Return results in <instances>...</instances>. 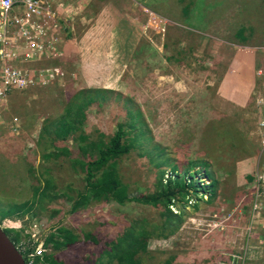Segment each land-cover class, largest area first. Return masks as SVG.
Returning a JSON list of instances; mask_svg holds the SVG:
<instances>
[{"label": "rangeland", "instance_id": "obj_1", "mask_svg": "<svg viewBox=\"0 0 264 264\" xmlns=\"http://www.w3.org/2000/svg\"><path fill=\"white\" fill-rule=\"evenodd\" d=\"M48 1L69 17L59 23L58 53L22 69L41 70L47 77L57 68L60 75L6 97L0 118V174L13 186L8 195L14 203L24 199L19 191L29 164L39 179L42 172L52 177L65 196L37 214L3 219L1 228H8L6 221L19 220L22 245L30 249L33 244V251L35 241L53 227L70 229L79 237L72 247L52 251L48 245L37 255L51 254L64 264H116L113 246L118 240L129 244L132 230L152 232L143 251L133 256L142 264H264V127L259 126L264 117L254 102L257 93L264 96V84L253 76L264 71V48L259 45L264 41V0H222V11L201 12L204 20L191 34L180 27L186 24L178 17L177 0ZM211 1L199 6L206 8ZM246 8L247 14L242 13ZM231 11L236 14L228 20ZM243 22L255 26L253 49H239L230 41L229 33ZM188 44L191 52L183 56ZM227 64L232 77L224 73ZM85 89L105 91L83 116V130L92 138L111 135L118 123L142 128L140 145L117 165L129 192L151 189L159 171L171 177L169 165L177 168L188 159L203 158L211 161L219 181L213 199L204 202L199 189L196 198L176 211L182 216L174 230L162 223L157 210L134 202L92 203L70 214L68 197L83 185V173L67 157L40 158L38 127ZM154 144L161 148L164 166L156 165ZM64 146L74 158L76 144L66 141ZM199 175L193 178L201 188L207 180ZM33 222L36 228L30 232ZM83 233L90 237L82 239ZM104 250L110 251L109 258Z\"/></svg>", "mask_w": 264, "mask_h": 264}, {"label": "trees", "instance_id": "obj_2", "mask_svg": "<svg viewBox=\"0 0 264 264\" xmlns=\"http://www.w3.org/2000/svg\"><path fill=\"white\" fill-rule=\"evenodd\" d=\"M218 1L212 0V3L206 6V8L199 6V4H207L208 0H177L174 3L180 7L179 19L183 18L187 27L196 29L195 24L202 23L204 20L205 15L204 17L201 15L202 11L205 14L212 9L216 10L219 8L222 11L224 1ZM161 2L165 3V0H161ZM174 3L170 4V6ZM143 8L148 9L144 6ZM247 12L246 8L242 13L247 14ZM260 12L263 13L264 8ZM235 14V11H231L228 20L231 15ZM217 23L223 32H227V28L222 27L219 21H215L214 25L217 26ZM254 27L247 22H243L235 28L232 34L228 31L231 43L239 47H250L251 42L256 38ZM175 44L177 45V40L172 43L173 46ZM191 49L192 46L190 44L186 45L183 51H181L183 56L186 52L189 55ZM179 60V58H176V62H179ZM78 92L71 99L66 100L65 104L63 103L61 111L56 117L41 122L37 145L40 150V158L44 161L64 156L68 158L72 167H77L83 173V185L80 189L76 190L75 195L69 194L70 196L68 197L72 201L69 206L70 214L87 208L92 203L107 204L113 202L116 205L123 206L124 204L134 202L157 210L162 223H166L174 230L179 226L182 216V212L176 211L183 208L184 204L190 202L192 198H196L199 189L202 190L203 195L205 194L204 202H209L213 199L219 187V181L212 170L211 161H206L203 158L188 159L177 168L175 166L170 168L169 165L171 177H164L163 171H159L153 178L154 181L151 184V189L149 188L135 194L129 192V186L120 180L117 165L121 157L140 145L139 140L144 139L141 134L142 128H134L130 124L118 123L111 135L105 136L99 133L92 138L91 135L83 130V116L89 104L96 98L101 100V96L99 95L105 91L101 89H90L88 91L85 89ZM132 133L133 137H130ZM66 141L76 144L75 149L77 154L74 158H70V152L64 146V142ZM151 149L158 153L156 154V165L164 166L161 148L154 144ZM145 154L148 155L150 153ZM0 165L2 166L1 163ZM192 168H197V170L191 173L190 170ZM32 173L33 169L29 164L25 169V175L21 177L22 188L19 192L25 194L23 195L24 199L19 203H14L10 199L8 192L12 190L13 186H8L6 177L2 173L0 174V193H2L3 200H5L0 202V221L7 217H14V215L22 216L28 212H31L33 215L37 214L38 211H43L46 207H49L51 202L60 195L65 196L63 192L58 193L57 183L52 177L42 172L41 179H39ZM195 174H200L199 176H204V179L207 180V183L203 184L205 188H202L203 185L201 188L197 185L193 178ZM25 182L29 184L26 188L24 187ZM34 207L35 211H33ZM152 229H155V227H152ZM6 232L13 242H16L20 237L18 231L5 230ZM50 232L49 234V230L47 231V236L44 238L43 243L44 246L49 245L52 251L70 248L79 239L76 233L63 227H53ZM151 235L152 232L150 230L146 232L132 230L130 235H127L129 237L127 238L129 244L118 240L116 248L113 246V249L117 250L115 254L116 264H142L140 258L133 259V256L137 254L138 250L143 251L147 238ZM162 236L165 237L163 234ZM81 237L82 239H88L87 237L90 236L83 233ZM90 239L93 241L92 238ZM113 249L110 248V250ZM102 254L109 258L110 251L104 250ZM27 261L28 263L31 262V264H38L39 262L42 264H64L62 260L55 259L53 255L43 253L40 256L27 257ZM86 264H96V262L92 261V263Z\"/></svg>", "mask_w": 264, "mask_h": 264}, {"label": "built area", "instance_id": "obj_3", "mask_svg": "<svg viewBox=\"0 0 264 264\" xmlns=\"http://www.w3.org/2000/svg\"><path fill=\"white\" fill-rule=\"evenodd\" d=\"M68 18L64 13H57L48 0H0V118L2 104H5L9 94L33 87L37 81L45 83L47 78L53 79L60 75L57 68H52L47 77H44L45 73L41 70L29 71L22 67L41 60L46 55H57L59 23ZM263 48L264 42L260 49ZM255 77L264 84V71L257 70ZM261 91H264V86ZM254 102L255 109H260L264 117V96L257 93ZM259 126L264 127V119ZM6 223L8 228L20 227L19 222ZM31 227L30 232L36 228L35 223ZM16 249L26 258L38 255L42 251V241H39L35 251L29 255L25 254L26 247L22 242L16 245Z\"/></svg>", "mask_w": 264, "mask_h": 264}, {"label": "water", "instance_id": "obj_4", "mask_svg": "<svg viewBox=\"0 0 264 264\" xmlns=\"http://www.w3.org/2000/svg\"><path fill=\"white\" fill-rule=\"evenodd\" d=\"M0 264H25L24 259L15 250L11 241L0 227Z\"/></svg>", "mask_w": 264, "mask_h": 264}, {"label": "clouds", "instance_id": "obj_5", "mask_svg": "<svg viewBox=\"0 0 264 264\" xmlns=\"http://www.w3.org/2000/svg\"><path fill=\"white\" fill-rule=\"evenodd\" d=\"M264 42V41H263ZM262 43H260L259 45H261ZM259 45H257V46H259ZM243 48H254V47H243ZM37 62V61H36ZM33 63V62H32ZM25 66V65H24ZM257 71V70H256ZM256 71H254V77H255V72ZM256 78V77H255ZM257 79V78H256ZM261 127V126H260ZM39 128H40V125H39V127H38V131H39ZM257 181H258V179H256ZM255 182V181H254ZM262 209H264V206L262 207ZM17 216V215H16ZM23 216V215H22ZM20 217V216H19ZM7 218H11V217H7ZM7 218H5V219H7ZM1 222V221H0ZM7 222V221H6ZM11 222V221H10ZM16 222H19V220H17ZM20 223V222H19ZM33 223H35V222H33ZM19 226H21V223H20V225ZM1 227V226H0ZM1 229H3V228H1ZM20 229H22L21 227H19V228H10V229H8V228H6V229H3V231L5 232V230H14V231H18L19 232V234H20V237H19V239L15 242H13V241H11L10 240V238H9V236L7 235V232L5 233L6 234V236H7V238L11 241V243L13 244V246H14V248H15V250L18 252V250L16 249V245L18 244V243H21L22 242V238L23 237H25L23 234H22V232H21V230ZM24 232V231H23ZM24 234H26V233H24ZM47 236V234L46 235H44V237L43 236H41V238L40 239H38L37 241H35V242H37V243H39V241H42V247L43 248H45L46 246H44V238ZM25 247H26V245H25ZM31 248L30 249H28V248H26V253L25 254H29V253H33L34 251H33V249H34V246H33V244H31V246H30ZM28 250H30L29 252H27ZM19 254H20V252H18ZM40 254V253H39ZM38 254V255H39ZM21 255V257L24 259V261H25V264H31V262L30 263H28V261H27V258L26 257H24L22 254H20ZM34 256V255H33ZM35 256H37L36 254H35Z\"/></svg>", "mask_w": 264, "mask_h": 264}, {"label": "crops", "instance_id": "obj_6", "mask_svg": "<svg viewBox=\"0 0 264 264\" xmlns=\"http://www.w3.org/2000/svg\"><path fill=\"white\" fill-rule=\"evenodd\" d=\"M178 25V24H177ZM180 27H182L188 34H191V33H189V32H193L195 29H193V28H190V27H187V26H185V25H181ZM196 31V30H195ZM187 34V35H188ZM187 42H189L190 43V41H188L187 40ZM238 48L239 49H241V47H239L238 46ZM229 62H230V60H229ZM225 68V71H224V73L225 74H227L229 77H232L233 75H231L229 72H228V69H229V65L227 64V66L226 67H224ZM239 76V75H238ZM253 76H254V74H253ZM239 78L241 79L240 81L242 82V77L241 76H239ZM244 80H246L245 79V77L243 78ZM244 83H245V81H243Z\"/></svg>", "mask_w": 264, "mask_h": 264}]
</instances>
